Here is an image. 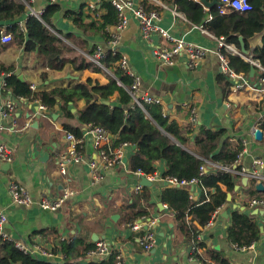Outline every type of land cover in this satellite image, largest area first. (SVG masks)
<instances>
[{"label":"crops","instance_id":"crops-1","mask_svg":"<svg viewBox=\"0 0 264 264\" xmlns=\"http://www.w3.org/2000/svg\"><path fill=\"white\" fill-rule=\"evenodd\" d=\"M193 1L199 3L197 0ZM262 1L264 4V0ZM51 2L52 0H34L32 7L35 10H44ZM55 2L59 4L60 10L51 17L50 24L46 26L65 42L69 49L66 54L68 57L81 54L90 58L92 55L89 51L105 42V37L96 22L102 23V15L107 12L103 4L107 1ZM219 2L214 6H219ZM93 3L94 8L91 7ZM150 5L153 4H146V8L149 9ZM153 6L158 7L162 16L161 24L169 29L172 35L211 49L216 48V42L194 26L197 23L190 18L175 15L171 10L159 5ZM171 6L178 9L175 5ZM202 8L206 19L212 8L209 7L210 10L203 6ZM27 12L28 9L21 12L13 23L27 21L29 18ZM72 12H83V22H75L70 14ZM260 15L264 20V5ZM205 19L202 23H205ZM111 27L112 25L106 30L109 31ZM263 36L264 29L248 39L250 50L247 55L252 56L254 49L262 46ZM240 37L244 41V37L242 35ZM169 39L160 33H154L153 43L149 42L142 35L139 22L134 18H131L128 27L123 31L121 52L129 56L132 69L142 77L138 94L148 93L162 97L172 119L182 126L191 122L196 132L201 126L211 129L227 128L236 135L237 142L239 140L244 144L240 161L234 163L233 167L239 169L246 167L251 172L257 171L255 176H240L237 183L239 189L232 194L231 200L218 210L212 223L208 222L203 227L198 226L196 222L201 229L198 240L203 242L205 247L197 249L194 246L195 241L186 238L175 219L174 211L161 198L164 188L171 186L166 184L163 177L167 169L165 160L157 162L153 184L144 186L147 187L145 194H149L145 199L140 196L143 187L140 191L136 188L141 183V175L130 167V159L136 151L134 145H124L121 161L103 171V178L99 181H94L89 166L90 159L98 157L97 149L93 145L94 136L89 130V125L81 122L78 116V109L84 102L69 106L73 117L66 116L60 104L43 108L38 99L24 96L19 98L8 89L3 75L5 69L2 68L0 125L10 128H0V144H5L11 149L12 160H0V210L8 215L5 230L13 239H25L34 243L42 238L51 249L60 241H71L75 238L83 240V244L80 245L82 247L84 244H96L97 241L105 239L124 254L127 264H205L203 259L212 264V249L222 253L231 264H264V208L251 205L252 198H264V189L256 188L259 182L264 184V136L261 140L255 139L252 132L254 126L264 131V92L256 89L232 92L231 83L221 71L215 52L208 53L195 68L189 66L184 55L175 59L173 63H163L154 53V46H170L172 41ZM238 49L242 51L241 47ZM3 65L12 67L10 72L15 73L19 79L35 84L34 91L70 86L79 78L88 75L107 82V73L110 72L107 69V73L100 74L88 70L79 71L71 65L65 66L62 70H51L39 52H30L25 50L24 46L19 47L11 42L0 41V68ZM253 66L252 64L250 73L241 72L248 75L255 86L260 82L262 73L256 66L252 73ZM11 96L14 98L15 106L9 117L5 118L2 115V108ZM191 107L196 108L197 122L190 119ZM65 123L78 126L84 131L85 158L78 162L69 161L66 173H62L60 161L69 147ZM111 140L112 136L108 143H111ZM257 158H261L263 164L256 166L254 161ZM98 160L100 162V159ZM244 176H248L249 180L243 181ZM11 181L19 182L29 190L33 198L32 204L26 206L13 203L9 191ZM65 187H70L74 194L61 209L50 211L41 207L39 201L43 195L56 198L63 193ZM193 190L195 193L193 199H199L201 192L199 186ZM142 209L147 211L142 217L158 216L160 219L155 228L156 243L150 250H145L140 242L143 232L135 231L131 226L134 221L132 214ZM235 209L244 211L255 219L261 229L259 240L244 249L235 246L228 239V227L231 225ZM140 218L135 220L139 221ZM96 236L99 239L93 241V237ZM195 252H198L202 259H197ZM56 259L59 262L63 261L64 254L56 253ZM83 260L90 259L85 255Z\"/></svg>","mask_w":264,"mask_h":264},{"label":"trees","instance_id":"trees-1","mask_svg":"<svg viewBox=\"0 0 264 264\" xmlns=\"http://www.w3.org/2000/svg\"><path fill=\"white\" fill-rule=\"evenodd\" d=\"M175 5L185 16L193 22L201 24L205 19V11L198 2L193 0H163ZM253 9L246 13L233 12L222 14L219 7L211 9L213 19L205 23V26L217 36H224L227 41L241 47L240 36L244 37L246 49L250 50L248 39L256 32L264 29V20L260 15L262 0H250ZM103 6L107 12L102 15V23H97L105 40L110 33L106 28L117 23V11L110 2ZM149 9H157L150 5ZM26 9L25 3L17 0H0V28L10 33L13 37L11 43L24 46L30 52H39L45 59V63L51 70H62L67 65L79 71L107 73L108 81H101L88 75L79 78L70 86L54 87L49 90L34 91L31 84L23 81L12 73L5 77L6 86L10 87L18 96L38 99L44 105L54 107L60 104L68 117L74 114L70 105L84 104L78 109L79 120L91 127H103L112 136L111 143L106 145L109 149H116L124 144L136 145V151L130 159V167L135 172L146 175L155 174L157 162L165 160L167 169L163 177L175 176L179 179H191L199 177L200 197L193 199L189 188L181 186H166L162 192V200L174 211V216L181 231L190 241H195V247H205L198 240L201 229L198 226H206L212 219L213 213L225 205L228 194L236 193V185L240 179L239 173L227 170L224 167L233 168L239 154L244 149L243 142H237V137L227 128L211 129L201 126L196 132L190 122L180 125L176 120L163 115L162 107L156 103H143L139 105L129 88L132 77L125 73L117 64L120 54L106 50L99 62L84 55L68 57L67 45L57 34L48 29L51 17L60 10L56 2L49 4L41 16V19L31 16L26 21L24 29L18 23H13L16 18ZM74 21L83 22L81 13H70ZM108 31V32H107ZM67 36L70 37L68 34ZM97 47L89 51L91 55L96 53ZM264 65V36L262 46L257 47L251 54ZM230 63L238 71L250 73L252 64L243 59L238 53L230 54ZM10 72L12 67H5ZM44 77H46L44 73ZM264 127V124H263ZM67 132H72L81 137L84 131L78 126L65 123ZM210 163H214L212 166ZM207 166V171L200 174V168ZM146 188L143 186L141 197L148 198ZM140 193V192H139ZM135 204V203H134ZM147 214L142 209L132 214V220ZM198 223V226L196 225ZM261 229L258 222L247 215L244 211L235 209L232 213L231 225L228 227V239L237 247L249 246L258 241ZM83 244V240L75 238L71 241L59 242L55 246V253H63L64 259L59 262L56 257H33L19 250L13 241L0 237V264H116L114 255L100 260L91 259L84 261L87 250L95 246V243ZM212 261L217 264H231L220 252L212 249ZM197 259L202 256L195 252ZM205 264H209L205 259ZM212 263V264H213Z\"/></svg>","mask_w":264,"mask_h":264},{"label":"built area","instance_id":"built-area-1","mask_svg":"<svg viewBox=\"0 0 264 264\" xmlns=\"http://www.w3.org/2000/svg\"><path fill=\"white\" fill-rule=\"evenodd\" d=\"M34 0H24L23 3L27 6L26 9H28L27 16H35L39 19H41V16L44 12L43 9L35 10L32 7V3ZM58 1V0H52L51 3ZM98 1H108L110 2L117 11V23L112 25L111 28H109L110 37L108 40H105L104 44H98L97 50L94 55H92L90 58L93 59L96 62H99V59L101 56H103L104 51L106 50H112L113 53H119L120 58L117 62L118 65L122 68V70L129 74L132 77V83L129 88L130 93L133 95L134 100L139 104L143 105V103H156L161 105L163 115L168 116L172 119L171 113L167 109V105L162 97L154 96L151 94H143L139 95L138 91L140 89L142 77L140 74H137L134 69H132V66L130 65L129 56L121 52L120 45H121V39L123 31L128 27L131 18L136 19L139 22L140 30L142 35L151 43H153V34L154 33H160L167 37V39L172 41V45L170 46H161L157 45L154 46V53L158 56V58L163 63H173L175 59L178 57L184 55L187 59V62L190 67L195 68L197 67L204 57L210 53L215 52L218 56L219 63H220V69L224 73V75L227 77V79L230 81V87L232 92L237 93L243 90H249V89H256L260 92H264V65L261 64V62L257 59H254L252 56L245 55L239 49L236 47L235 44L229 42L226 40L224 36H217L213 32H211L206 26L205 23L212 20L213 15L210 12H208L205 23L201 24H194V26L198 27L202 32L206 33L210 38H212L216 42V48L211 49L207 46H204L200 43H195L193 41H188L183 37H175L169 32V29H166L161 24L162 16L159 10L157 9H147L146 4H153V5H159L166 9L171 10L175 15L184 17V14L175 7H172L170 4L164 2L163 0H98ZM199 3L205 7L206 9L210 10V8L203 3L202 0H197ZM91 7H95V4H91ZM219 12L222 14H230L233 12H241L246 13L253 9V4L250 0H220L219 4ZM185 18V17H184ZM28 20V19H27ZM25 22L23 20H20L18 22L21 29L25 28ZM13 40V37L10 33H7L0 29V41L3 43H9ZM240 54L242 57L250 61L254 66H256L261 71L260 76V82H258L254 86V82L250 80L248 75H246L244 72L237 71L231 66L230 63V54ZM12 74V72H3L4 77ZM12 91L10 87H7ZM31 88L34 90L36 88L35 84H31ZM13 92V91H12ZM19 98H24L23 96H19ZM39 102H41L39 100ZM41 105L43 108H46V105H44L41 102ZM15 101L14 98L9 97L3 108H2V115L5 118L9 117L10 112L14 109ZM190 119L192 122H197V114H196V108L191 107L190 108ZM16 126V123L13 124ZM10 128L5 125H0V128ZM89 130L91 134L94 136L93 139V145L97 149L98 157L95 159H90L89 166L91 171V176L94 181H99L101 178H103L102 172L109 169L111 166H115L117 163L121 161V158L123 157L122 147L116 148V149H109L106 145L110 144L108 143L110 141V134L107 130H105L103 127L96 126L91 127L89 126ZM260 128L258 126H254L252 128L253 136L255 137L256 130ZM262 129V128H261ZM66 138L69 141V147L65 155L62 156V159L60 161V168L62 173H66L67 171V163L69 161H82L85 158L84 154V148H83V142H84V136H77L72 132H67ZM256 139V137H255ZM244 149L239 154L235 164L239 163L241 155L243 154ZM11 149L5 145L0 144V160H6L11 161ZM100 159V162L99 160ZM212 166L214 163H210ZM254 164L257 166L263 164V160L261 158H257L254 161ZM227 170H233L240 175H250L255 176L257 171L251 172L246 167H241L240 169L237 167H224ZM207 171V166L204 164L200 168V174H203ZM139 175H143L141 172H137ZM150 180L155 179V174L148 175ZM164 180L170 184L171 186H181V187H197L199 186L200 180L199 177H193L191 179L182 178L179 179L175 176H168L164 177ZM142 184H138L136 186L137 191H140L142 189ZM200 187V186H199ZM9 191L11 194V197L13 199L14 204L19 205H30L33 203V198L27 188H25L23 185H21L19 182L11 181L9 184ZM74 194V191L70 187H65L63 193L59 195L56 198H51L48 195H43L40 199V205L45 210L50 211H57L61 209L65 203L69 200V198ZM190 195L192 198H194V190H190ZM251 205H258L262 206L264 208V198H252ZM219 210V209H218ZM216 210L213 215L212 219L209 221V223H212L216 213L218 212ZM159 217L154 216L150 218L142 217L140 220H134L131 224L132 228L135 231H142L143 234L140 236V242L142 244V247L145 250H150L155 246L156 243V231L155 228L159 222ZM8 222V215L5 211L0 210V237L5 240L13 241L15 246L21 250L25 254H30L33 257H45V258H54L56 257V253L54 252V249H51L47 246L46 243L43 242L42 238H39L38 242H29L25 239L16 240L13 239L10 234L5 230V225ZM253 244L249 246H243L241 248H247L252 246ZM114 255L116 264H127L126 259L124 257V254L116 250L112 244H110L107 240L101 239L96 242L95 246L87 250L86 257L91 259H106L110 256Z\"/></svg>","mask_w":264,"mask_h":264},{"label":"water","instance_id":"water-1","mask_svg":"<svg viewBox=\"0 0 264 264\" xmlns=\"http://www.w3.org/2000/svg\"><path fill=\"white\" fill-rule=\"evenodd\" d=\"M202 1H203V3L205 5H208L210 8H213V6L215 4H217V2H219V0H212V1L202 0ZM240 41H241V50H242V52L245 53V54L248 53L249 50L246 49L245 42L243 41V38L242 37H240ZM254 70H255V67L253 66L252 67V73H254ZM263 136H264V131L261 128H258L256 130V132H255L256 139H260L261 140V139H263ZM134 147H136V145H134ZM248 180H249V177L248 176H244L243 177V181H248ZM141 184L144 185V186H151L153 184V181L150 180L146 175H142L141 176ZM166 184H168V183L166 182ZM193 188L194 187H192V189ZM256 188L258 190H263L264 189V184L262 182H259L256 185ZM235 189L238 190L239 189V185H236ZM231 196H232V194L229 193L228 194V200H231ZM98 239H99V237H97V236L96 237H93V241H97Z\"/></svg>","mask_w":264,"mask_h":264},{"label":"clouds","instance_id":"clouds-1","mask_svg":"<svg viewBox=\"0 0 264 264\" xmlns=\"http://www.w3.org/2000/svg\"><path fill=\"white\" fill-rule=\"evenodd\" d=\"M143 175H146V174H143ZM141 176H142V175H141ZM146 176L148 177V175H146ZM148 178H149V177H148ZM143 186H144V185H143ZM143 186H142V187H143Z\"/></svg>","mask_w":264,"mask_h":264},{"label":"bare ground","instance_id":"bare-ground-1","mask_svg":"<svg viewBox=\"0 0 264 264\" xmlns=\"http://www.w3.org/2000/svg\"><path fill=\"white\" fill-rule=\"evenodd\" d=\"M242 52V51H241ZM243 53V52H242ZM243 54H245V53H243ZM248 53H246L245 55H247Z\"/></svg>","mask_w":264,"mask_h":264}]
</instances>
